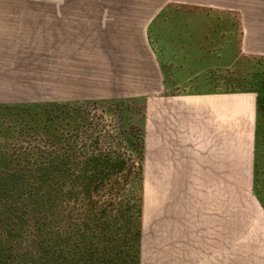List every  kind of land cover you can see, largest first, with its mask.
<instances>
[{"label":"crops","instance_id":"0c3cea01","mask_svg":"<svg viewBox=\"0 0 264 264\" xmlns=\"http://www.w3.org/2000/svg\"><path fill=\"white\" fill-rule=\"evenodd\" d=\"M91 2L102 21H0V104L144 97V184L175 186V251L224 264L229 195L264 242L257 94L205 84L229 56H264V0ZM163 21H175L170 35ZM164 57L175 89L206 90L165 94Z\"/></svg>","mask_w":264,"mask_h":264},{"label":"rangeland","instance_id":"374dc122","mask_svg":"<svg viewBox=\"0 0 264 264\" xmlns=\"http://www.w3.org/2000/svg\"><path fill=\"white\" fill-rule=\"evenodd\" d=\"M103 13L92 7L91 0H0V21H102L99 17ZM160 27L170 35L175 21H163ZM172 53L175 55L171 51L167 56ZM164 59L165 94L206 90L175 89V72H171L175 66L167 62L175 57ZM227 60L228 67L212 74L205 84L211 83L212 90H251L257 94L252 191L264 205V56L244 54ZM197 83L203 86L204 82ZM145 103L144 97H131L0 104V170L45 167L56 154L62 156L63 166L77 169L78 174L88 168L100 169L93 196L98 208L110 217V232L104 236L113 238V244L137 239L138 264H175V258H184L188 264L195 258L192 253L198 255L195 261H200L205 251H175V186L144 184ZM11 182L8 180L9 185ZM79 187V194H72L68 187L63 197L65 240L68 229L77 224L81 239L87 241L88 219L100 214L94 212L92 200L83 198ZM9 197L0 193V264H30L35 230L32 206L27 202L18 210ZM239 209L229 195L223 263L264 264V242L256 237L254 227L245 223L246 210L242 214ZM205 258L207 264L215 260L212 253Z\"/></svg>","mask_w":264,"mask_h":264},{"label":"trees","instance_id":"16d2710c","mask_svg":"<svg viewBox=\"0 0 264 264\" xmlns=\"http://www.w3.org/2000/svg\"><path fill=\"white\" fill-rule=\"evenodd\" d=\"M256 106L258 107V98ZM50 161L51 165L45 167L0 170V180L5 182L0 185L1 197L3 194L4 198L10 195L12 205L17 206L18 210L27 202L32 206L35 230L30 264H138L137 239H134L133 243L120 244L119 241H115L113 244V238L104 236V233L110 232L108 228L110 217L105 215L103 208H98V202L94 201L93 196L98 188L100 169L88 168L78 174L77 169L75 171L63 166V158L59 154L53 156ZM81 177L82 179L78 181ZM8 180H12L11 185L8 184ZM68 187L72 194L73 191L79 194L77 191L79 187L83 198L96 204L94 212L100 213L98 217L88 219L87 241L81 239L77 224L68 229L65 240L62 202ZM100 234H103L102 238Z\"/></svg>","mask_w":264,"mask_h":264}]
</instances>
